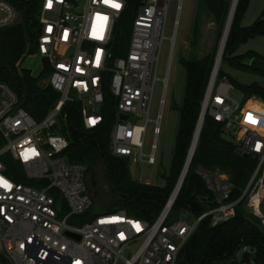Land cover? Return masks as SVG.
Here are the masks:
<instances>
[{
  "label": "built area",
  "instance_id": "obj_1",
  "mask_svg": "<svg viewBox=\"0 0 264 264\" xmlns=\"http://www.w3.org/2000/svg\"><path fill=\"white\" fill-rule=\"evenodd\" d=\"M168 1L136 2L125 52L115 56L123 47L116 39L118 20L131 0H40L35 53L49 68L47 84L58 98L37 122L19 105L17 94L0 82V254L8 264H175L202 220L209 218L216 225L233 218L240 200L249 213L264 219V112L248 107L250 98L230 96L232 85L218 75L220 62L215 68V61L201 111L222 124L238 155L257 158L240 196L230 198L233 186L226 176L199 166L195 172L214 205L197 216L188 212L184 218L173 216L194 146L152 222L123 209L82 217L95 207L90 175L86 164L69 159V141L56 129L58 118L67 102H78L84 128H97L104 120L108 94L115 111L110 152L129 162L155 164L163 99L153 119L149 112ZM226 1L231 8L238 0ZM18 17L11 3L0 0V28ZM174 38L175 34L169 38L170 57ZM169 66L170 59L165 84ZM149 122L152 139L145 154L143 138ZM7 159L20 165L25 178L35 184L14 180Z\"/></svg>",
  "mask_w": 264,
  "mask_h": 264
},
{
  "label": "trees",
  "instance_id": "obj_2",
  "mask_svg": "<svg viewBox=\"0 0 264 264\" xmlns=\"http://www.w3.org/2000/svg\"><path fill=\"white\" fill-rule=\"evenodd\" d=\"M7 1L18 11L19 18L14 24L0 28V82L8 85L17 94L19 105L39 122L57 100L58 93L48 84L43 85L40 82L41 77L49 72L45 64L40 74L35 76L29 69L20 68L19 63L26 55L34 54L36 51L34 30L38 22L40 0ZM137 1L131 0L118 20L116 39L123 44V47L115 51V56H121L125 52ZM200 1L203 8L212 15L221 39L230 11V2ZM247 4L248 0H238L236 3L220 61L226 58L232 65L251 69L246 61L259 55L253 50L238 55L235 51L257 33L264 35V11L251 25L242 26L240 21ZM214 58L213 51L200 58L184 62V94L180 104L175 106L178 123L169 173L162 187L140 183L131 178L128 159L114 156L110 152L108 143L115 111L108 94L103 109L104 120L94 129L84 128L78 102H67L63 106L56 129L69 141L68 157L71 161L86 164L89 175L93 174L96 182V196L101 194L98 208L93 207L84 212L82 214L84 219H90L99 212L108 213L118 209H123L129 215L144 218L149 222L157 217L189 151ZM260 73L264 76V71ZM218 75L225 76L220 69ZM236 86L243 99L257 96L264 100V87L261 85L254 82ZM7 162L9 174L14 180L35 184L33 180L25 178L20 165L10 159H7ZM256 162L257 158L252 154L238 155L235 152V145L224 136L222 124L205 113L188 171L173 204V213L185 209L190 215L197 216L214 205L212 194L195 172L197 167L225 174L233 186L230 198L237 199L246 187ZM97 166L102 169L104 180L100 187L97 180L99 175L95 169ZM104 185L107 188H104ZM244 203V200L238 202L235 216L227 221L211 225L209 218L202 220L181 247L175 264H225L227 260L235 258L236 252L241 248L250 249L249 252L242 254V263L255 261L257 264H264V226L260 219L247 212ZM0 264H8L1 254Z\"/></svg>",
  "mask_w": 264,
  "mask_h": 264
},
{
  "label": "rangeland",
  "instance_id": "obj_3",
  "mask_svg": "<svg viewBox=\"0 0 264 264\" xmlns=\"http://www.w3.org/2000/svg\"><path fill=\"white\" fill-rule=\"evenodd\" d=\"M263 11L264 0H248L245 13L240 21L241 25H251L262 15ZM175 21H177L176 24ZM194 32L196 33L194 34ZM173 34H175L174 48L170 57L169 48L171 42L169 38ZM163 35L165 38L162 39L160 44L156 66L158 79L153 86L149 112V117L153 119L160 109V100L163 99L160 133L158 135L157 152L155 155L156 162L155 164H147L145 161L128 163L131 178L140 183L159 187L165 185V178L169 173L171 164L174 137L178 123L175 106L180 104L184 94V62L186 60L200 58L213 51L215 52L216 58L221 41L218 36V26L214 22L212 15L203 8L200 0H181L180 2L179 0H169ZM248 50L255 51L264 60V35L257 33L254 37L247 39L238 47L235 54H244ZM169 59L170 66L165 84L163 78L166 76ZM19 67L29 69L33 75L37 76L43 70V62H41L38 54H28L19 63ZM219 69L232 85L229 90L231 97L239 99L243 96L240 90L237 89L236 85L238 84L248 85L255 82L264 87V76L258 70L232 65L226 58L220 61ZM47 75L41 77V84L46 85L48 83ZM152 128L153 123L149 122L146 125L143 138V151L145 154L149 151V144L152 139ZM95 169L99 175L97 180L100 187V184L104 182L101 173L102 169L100 166H97ZM220 174L226 176L223 173ZM86 183L88 184L87 180ZM93 200L95 209H97L101 201V194L94 195ZM186 214L187 211L185 209H180L178 212L173 213L174 216L180 218H184ZM249 251V248H241L236 252L235 258L241 264H253V261L251 263L248 261L242 263V254Z\"/></svg>",
  "mask_w": 264,
  "mask_h": 264
},
{
  "label": "water",
  "instance_id": "obj_4",
  "mask_svg": "<svg viewBox=\"0 0 264 264\" xmlns=\"http://www.w3.org/2000/svg\"><path fill=\"white\" fill-rule=\"evenodd\" d=\"M232 6H233V4L231 5V8H232ZM231 8H230L227 20H226V24H225V27H224V30H223V33H222V37H221V41H220V45H219L218 50L220 49L221 45L224 46V43H225L226 33L228 32V28H229V25H230L229 18H230V14H231ZM217 54H218V51H217ZM217 54H216L215 62H216V59H217ZM247 65L252 70L264 71V60L259 58V57H257V56H254V57L250 58L248 60V62H247ZM214 66H215V64H214ZM203 116H204V113L201 111L200 115H199V119H198L197 125H196V129H195L192 141H191V145H190V148H189V151H188L187 158H189V156H190V154H191V152H192V150H193V148L195 146L196 139H197V136H198V133H199V129H200V126H201V123H202V120H203ZM120 118L125 120V119H127V116L126 115H120ZM242 156H246V154H243ZM89 181H90V185H91V188H92L93 195H96L97 194L96 182L94 180L93 174H90ZM104 188H107V186L104 185ZM110 200H112V198H110ZM188 218H189V216H188ZM260 222L264 226V219L260 220ZM77 238H78V236H77ZM225 264H240V263H239V261L236 258H231V259L227 260L225 262ZM253 264H257V263L255 261H253Z\"/></svg>",
  "mask_w": 264,
  "mask_h": 264
},
{
  "label": "crops",
  "instance_id": "obj_5",
  "mask_svg": "<svg viewBox=\"0 0 264 264\" xmlns=\"http://www.w3.org/2000/svg\"><path fill=\"white\" fill-rule=\"evenodd\" d=\"M250 101L247 102L248 107H256L257 109H261L262 112H264V100L257 97V96H251L249 97Z\"/></svg>",
  "mask_w": 264,
  "mask_h": 264
},
{
  "label": "bare ground",
  "instance_id": "obj_6",
  "mask_svg": "<svg viewBox=\"0 0 264 264\" xmlns=\"http://www.w3.org/2000/svg\"><path fill=\"white\" fill-rule=\"evenodd\" d=\"M234 10H235V5H233L232 8H231V14H230V18H229L230 23H231V20H232L231 17L233 16ZM226 36H227V33H226ZM222 50H223V46L221 45L220 49L218 50L217 59H216V62H215V68L217 67L218 63L220 62V58H221V55H222Z\"/></svg>",
  "mask_w": 264,
  "mask_h": 264
},
{
  "label": "snow or ice",
  "instance_id": "obj_7",
  "mask_svg": "<svg viewBox=\"0 0 264 264\" xmlns=\"http://www.w3.org/2000/svg\"><path fill=\"white\" fill-rule=\"evenodd\" d=\"M120 5L119 4H113V7H119ZM98 59H99V57H98Z\"/></svg>",
  "mask_w": 264,
  "mask_h": 264
}]
</instances>
